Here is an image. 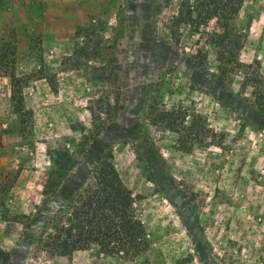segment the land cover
I'll return each mask as SVG.
<instances>
[{
	"label": "rangeland",
	"instance_id": "374dc122",
	"mask_svg": "<svg viewBox=\"0 0 264 264\" xmlns=\"http://www.w3.org/2000/svg\"><path fill=\"white\" fill-rule=\"evenodd\" d=\"M180 1L0 0V264H264V0L231 19L242 44L223 81L214 19L196 31L189 13L171 33ZM153 104L187 111L179 132L149 121ZM194 117L205 133L184 142ZM54 150L73 163L43 195ZM106 152L143 250H41V227Z\"/></svg>",
	"mask_w": 264,
	"mask_h": 264
},
{
	"label": "trees",
	"instance_id": "16d2710c",
	"mask_svg": "<svg viewBox=\"0 0 264 264\" xmlns=\"http://www.w3.org/2000/svg\"><path fill=\"white\" fill-rule=\"evenodd\" d=\"M242 3L243 0H181L178 11L171 20L170 29L173 35H177L189 13L194 15L190 26L196 31L210 20H215L216 28L210 37L219 54L216 74L219 81L225 80L238 64L242 36L232 28L230 21L238 15ZM10 77L14 110L21 114V81L14 73ZM257 99L260 107H263L264 97L262 100L259 97ZM187 117L185 109H159L155 104L150 105L147 113L152 124L175 132L180 131ZM194 118L187 126L186 136L182 138L184 142L198 139L205 133V127L200 125V120ZM50 159L53 168L43 186V195H48L59 186L57 175L73 163V157L68 151L54 150ZM111 159L112 154L106 152L94 167L91 180L58 206L59 214H54L52 219L45 221L37 238L41 250L69 258L76 251L87 250L96 245L102 253H108L117 238L128 254L136 255L143 250L146 233L134 214L133 193L122 182ZM24 217L29 219V216Z\"/></svg>",
	"mask_w": 264,
	"mask_h": 264
}]
</instances>
